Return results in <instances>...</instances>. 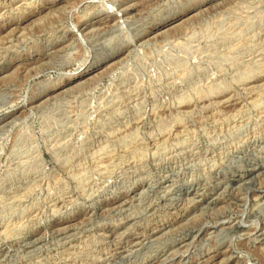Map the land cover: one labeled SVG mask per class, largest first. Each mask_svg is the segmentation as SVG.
<instances>
[{
  "label": "rangeland",
  "instance_id": "rangeland-1",
  "mask_svg": "<svg viewBox=\"0 0 264 264\" xmlns=\"http://www.w3.org/2000/svg\"><path fill=\"white\" fill-rule=\"evenodd\" d=\"M0 204V264H264V0H0Z\"/></svg>",
  "mask_w": 264,
  "mask_h": 264
},
{
  "label": "bare ground",
  "instance_id": "bare-ground-1",
  "mask_svg": "<svg viewBox=\"0 0 264 264\" xmlns=\"http://www.w3.org/2000/svg\"><path fill=\"white\" fill-rule=\"evenodd\" d=\"M14 1V0H13ZM25 1V0H24ZM11 5V4H10ZM31 5V4H30ZM103 6V5H102ZM88 8V7H87ZM68 12V11H67ZM85 13V12H84ZM84 16V15H83ZM78 17V16H77ZM20 20V19H19ZM112 30V29H111ZM100 35V34H99ZM115 42V41H114ZM99 44H101V43H99ZM138 45V44H137ZM92 46V45H91ZM72 50V49H71ZM58 52V51H57ZM118 52V51H117ZM54 54V53H53ZM142 61V60H141ZM51 62V61H50ZM252 62V61H251ZM44 68V67H43ZM128 70V69H127ZM144 71V70H143ZM253 74V73H252ZM130 75V74H129ZM257 76V75H256ZM243 78V77H242ZM125 79V78H124ZM158 79V78H157ZM245 79V78H244ZM249 81V80H248ZM56 82V81H55ZM237 84V83H236ZM44 85V84H43ZM192 85V84H191ZM46 86V85H45ZM141 86V85H140ZM198 86V85H197ZM245 86V85H244ZM171 87V86H170ZM210 88V87H209ZM212 91V90H211ZM131 92H133V91H131ZM195 92V91H194ZM59 93V92H58ZM196 93V92H195ZM63 94V93H62ZM144 94V93H143ZM55 96V95H54ZM64 96V95H63ZM185 96V95H184ZM212 96V95H211ZM214 96V95H213ZM254 97V96H253ZM33 98V97H32ZM58 98V97H57ZM202 98V97H201ZM113 99V98H112ZM119 99V98H118ZM253 99V98H252ZM170 101V100H169ZM178 101V100H177ZM185 101V100H184ZM192 101V100H191ZM255 101V100H254ZM253 102V101H252ZM172 104V103H171ZM54 106V105H53ZM179 106V105H178ZM109 107V106H108ZM131 107V106H130ZM172 107H174V106H172ZM204 107V106H203ZM209 107V106H208ZM257 107V106H256ZM101 108H102V106H101ZM48 109V108H47ZM64 109V108H63ZM70 109V108H69ZM84 112H86V111H84ZM159 112V111H158ZM173 112V111H172ZM189 112V111H188ZM81 113V112H80ZM121 114V113H120ZM80 115V114H79ZM119 115V114H118ZM185 115V114H184ZM121 116V115H120ZM160 116V115H159ZM234 116V115H233ZM68 117V116H67ZM111 117V116H110ZM122 117V116H121ZM56 118V117H55ZM94 119V118H93ZM142 119V118H141ZM166 120V119H165ZM182 121V120H181ZM44 122V121H43ZM57 122V121H56ZM84 122V121H83ZM139 122V121H138ZM45 124V123H44ZM59 125V124H58ZM247 125V124H246ZM34 127V126H33ZM106 127V126H105ZM183 127V126H182ZM54 128V127H53ZM167 128V127H166ZM83 129V128H82ZM206 129V128H205ZM5 130V129H4ZM101 130V129H100ZM120 130V129H119ZM139 130V129H138ZM81 132V131H80ZM164 132V131H163ZM148 133V132H147ZM133 135V134H132ZM183 135V134H182ZM28 136V135H27ZM114 137V136H113ZM115 138H117V137H115ZM119 138V137H118ZM21 139V138H20ZM105 139V138H104ZM175 139V138H174ZM25 141V140H24ZM100 142V141H99ZM127 142V141H126ZM64 143V142H63ZM229 143V142H228ZM127 145V144H126ZM130 145V144H129ZM125 146V145H124ZM69 148V147H68ZM126 148V147H125ZM146 149V148H145ZM12 151V150H11ZM56 152V151H55ZM103 152V151H102ZM73 153V152H72ZM98 153V152H97ZM115 153V152H114ZM130 153V152H129ZM36 154V153H35ZM54 154V153H53ZM76 154V153H75ZM91 154V153H90ZM153 156V155H152ZM156 156V155H155ZM39 157H40V162L42 163V165L43 166H41V165H39V166H41V167H47L48 166V162H47V160L44 158V154H43V151L41 150V148H39ZM13 159H15V158H13ZM37 159H39V158H37ZM56 159V158H55ZM142 159V158H141ZM119 160V159H118ZM134 160V159H133ZM27 161H28V159H27ZM58 161V160H57ZM73 161V160H72ZM76 161V160H75ZM79 161V160H78ZM18 163V162H17ZM25 163V162H24ZM109 163H110V161H109ZM159 163V162H158ZM29 166V165H28ZM31 169H32V167H31ZM36 169V168H35ZM18 170V169H17ZM129 170V169H128ZM36 171V170H35ZM43 171H44V169H43ZM42 171V172H43ZM88 171V170H87ZM13 172V171H12ZM76 172V171H75ZM20 174V173H19ZM29 174H30V172H29ZM79 174H81V173H79ZM9 175V174H8ZM28 176V175H27ZM94 177V176H93ZM81 178V177H80ZM79 178V179H80ZM7 179V178H6ZM149 179V178H148ZM12 180V179H11ZM18 181V180H17ZM81 182V181H80ZM156 185V184H155ZM76 186V185H75ZM11 187V186H10ZM50 187V186H49ZM82 188V187H81ZM114 188V187H113ZM8 189V188H7ZM4 191V190H3ZM56 191V190H55ZM144 192V191H143ZM143 194V193H142ZM13 197V196H12ZM17 198V197H16ZM22 198V197H21ZM185 202V201H184ZM1 205V204H0ZM117 205V204H116ZM19 206V205H18ZM141 206V205H140ZM121 210V209H120ZM141 211V210H140ZM229 211V210H228ZM65 212V211H64ZM13 213V212H12ZM39 216V215H38ZM6 217V216H5ZM4 218V217H3ZM28 218V217H27ZM106 218V217H105ZM11 221V220H10ZM18 222V221H17ZM31 222V221H30ZM104 223V222H103ZM125 225V224H124ZM141 225V224H140ZM94 226V225H93ZM223 228V227H222ZM225 228V227H224ZM5 230V229H4ZM85 231V230H84ZM7 234V233H6ZM103 234V233H102ZM118 235V234H117ZM218 237V236H217ZM7 238V237H6ZM114 241V240H113ZM116 242V241H115ZM170 243V242H169ZM110 244V243H109ZM93 245V244H92ZM137 245V244H136ZM138 248V247H137ZM84 249V248H83ZM49 251V250H48ZM58 253V252H57ZM104 253V252H103ZM184 253V252H183ZM123 257V256H122ZM21 258V257H20ZM130 260V259H129ZM45 263V262H44ZM178 264V263H177Z\"/></svg>",
  "mask_w": 264,
  "mask_h": 264
}]
</instances>
